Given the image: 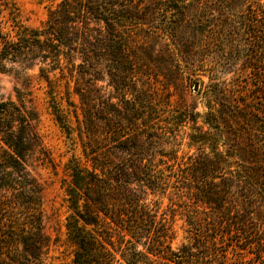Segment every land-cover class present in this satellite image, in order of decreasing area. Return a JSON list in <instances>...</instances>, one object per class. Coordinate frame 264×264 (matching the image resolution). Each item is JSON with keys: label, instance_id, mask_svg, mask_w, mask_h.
I'll use <instances>...</instances> for the list:
<instances>
[{"label": "trees", "instance_id": "1", "mask_svg": "<svg viewBox=\"0 0 264 264\" xmlns=\"http://www.w3.org/2000/svg\"><path fill=\"white\" fill-rule=\"evenodd\" d=\"M154 54L178 78H208L207 111L175 118H203L188 166L156 105ZM16 65L38 68L64 127L71 86L80 99L85 162L71 160L65 187L72 264H249L240 250L264 264V0H61L36 29L0 0V70ZM35 118L21 92L0 99V264H47ZM177 216L189 229L175 248Z\"/></svg>", "mask_w": 264, "mask_h": 264}, {"label": "rangeland", "instance_id": "2", "mask_svg": "<svg viewBox=\"0 0 264 264\" xmlns=\"http://www.w3.org/2000/svg\"><path fill=\"white\" fill-rule=\"evenodd\" d=\"M11 1L18 9L19 21L27 27L36 29L43 26L48 19L49 10L61 0ZM158 6L163 8L162 4H158ZM159 17L161 19L162 15ZM183 42L178 38L177 47L181 46ZM171 43L173 42L171 41ZM160 48V44L156 45V51H159ZM185 52V48L179 52L180 57H184L183 59H187ZM154 55L152 59L156 63V68L150 85L156 94V105L162 109L161 113L165 122L172 123L170 124L173 127L171 137L177 145L175 153L178 162L187 163L188 166L198 154L197 146L192 144L191 135L196 125H202L203 118H197V123L188 119L186 122L180 123L175 118L183 112L187 113V110L193 109L192 111H194L196 107V111L201 114L207 111L206 100L202 92L206 89L208 78L200 76L189 80L186 75L183 79L178 78V75L170 71L167 57ZM197 78L202 79L205 85ZM196 83L199 84L197 92L194 90ZM108 84L107 80H103L98 85L104 91H110L111 88ZM18 92L22 93L27 105L36 112V118L31 124L32 152L29 158V167L44 186L45 231L50 238L47 264H72L76 248L69 241L67 234L66 224L70 213L65 187L71 179L69 170L71 160L77 159L82 163L85 162L78 134V123L82 118L80 99L74 94L73 86H71V101L76 107H69L65 101L62 103L64 114L67 116V125L64 127L53 113L48 88L46 83L40 80L38 68L24 70L16 65L9 71L0 70V99L16 101ZM63 93L64 89L62 88V96ZM168 205V200H164L161 212L167 210ZM188 229L186 220L177 216L175 248L187 242ZM240 252L242 253L241 258L249 264H254L257 261L253 251L249 253L247 250H240Z\"/></svg>", "mask_w": 264, "mask_h": 264}, {"label": "water", "instance_id": "3", "mask_svg": "<svg viewBox=\"0 0 264 264\" xmlns=\"http://www.w3.org/2000/svg\"><path fill=\"white\" fill-rule=\"evenodd\" d=\"M194 90H195L196 92L199 90V84H198V83L195 84Z\"/></svg>", "mask_w": 264, "mask_h": 264}]
</instances>
